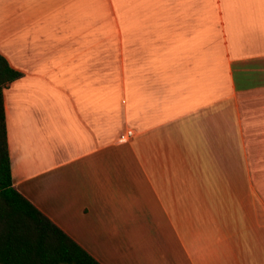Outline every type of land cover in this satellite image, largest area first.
Segmentation results:
<instances>
[{
  "label": "crops",
  "instance_id": "0c3cea01",
  "mask_svg": "<svg viewBox=\"0 0 264 264\" xmlns=\"http://www.w3.org/2000/svg\"><path fill=\"white\" fill-rule=\"evenodd\" d=\"M0 56L11 185L96 262L264 264V0H0Z\"/></svg>",
  "mask_w": 264,
  "mask_h": 264
},
{
  "label": "trees",
  "instance_id": "16d2710c",
  "mask_svg": "<svg viewBox=\"0 0 264 264\" xmlns=\"http://www.w3.org/2000/svg\"><path fill=\"white\" fill-rule=\"evenodd\" d=\"M20 76L0 56V264H99L11 185L1 93Z\"/></svg>",
  "mask_w": 264,
  "mask_h": 264
},
{
  "label": "built area",
  "instance_id": "2783aa9c",
  "mask_svg": "<svg viewBox=\"0 0 264 264\" xmlns=\"http://www.w3.org/2000/svg\"><path fill=\"white\" fill-rule=\"evenodd\" d=\"M132 135V133L130 131H126L121 137L120 139H124V138H128Z\"/></svg>",
  "mask_w": 264,
  "mask_h": 264
},
{
  "label": "rangeland",
  "instance_id": "374dc122",
  "mask_svg": "<svg viewBox=\"0 0 264 264\" xmlns=\"http://www.w3.org/2000/svg\"><path fill=\"white\" fill-rule=\"evenodd\" d=\"M142 237L140 236L138 239H137V242H142L143 239H141Z\"/></svg>",
  "mask_w": 264,
  "mask_h": 264
}]
</instances>
